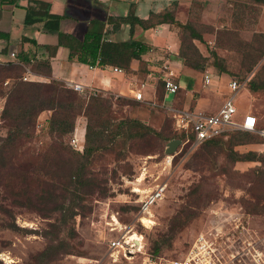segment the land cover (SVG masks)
Segmentation results:
<instances>
[{
	"label": "rangeland",
	"instance_id": "rangeland-1",
	"mask_svg": "<svg viewBox=\"0 0 264 264\" xmlns=\"http://www.w3.org/2000/svg\"><path fill=\"white\" fill-rule=\"evenodd\" d=\"M184 4L174 0L162 8L154 0L155 10L147 16L150 22L159 19L151 13L168 10L182 25L163 22L144 30L158 32L168 26L178 54L186 55L184 60L203 64L204 69L212 65L224 78H237L242 84L236 95L240 106L263 121L260 1L186 0ZM135 32L136 37H144L140 27ZM169 48L161 52L170 54ZM13 72L16 77L0 82V146L12 126L3 117L8 93L18 81H41L25 69ZM59 82L76 92L84 108L89 96L102 98V112L86 110L85 115L82 109L73 130L60 135L51 131L50 122L53 114L63 111L44 109L21 137L3 147L7 160L0 159V264H141L146 253L165 262L185 256L196 236L213 224L224 230L221 238L226 243L229 237L242 238L231 235L238 223L251 237L264 233V138L234 130L222 139L223 144L201 143L168 162L166 144L178 134L160 104L162 82L156 87V105L133 96L79 91ZM53 95L62 96L49 93ZM88 119L89 132L97 136H91L85 151ZM230 148L241 155L254 152L261 160H234ZM160 184L162 196L149 213L142 212L141 201ZM132 233L142 236L140 250L132 246ZM116 239L127 240L128 245L113 246Z\"/></svg>",
	"mask_w": 264,
	"mask_h": 264
},
{
	"label": "crops",
	"instance_id": "crops-1",
	"mask_svg": "<svg viewBox=\"0 0 264 264\" xmlns=\"http://www.w3.org/2000/svg\"><path fill=\"white\" fill-rule=\"evenodd\" d=\"M37 1L46 3L49 13L62 16L59 31L71 34L79 40L83 39L92 19L105 21L104 31L107 39L127 40L129 24L118 22L116 19L125 17L130 10L136 16L146 19L148 14L155 10L154 0H0V59L17 63L20 62L18 55L26 54L31 58V62L24 64L25 73L33 79L41 81L56 79L67 85L80 84L83 91L111 92L129 97H134L140 82H144L143 101L156 102L155 93L159 83L157 76L172 73L180 88L170 100L166 96V100L175 107L201 109L213 113L226 97L228 79L214 72L212 65H208L204 71L187 65L178 54L177 43L168 26H161L162 29L158 32L140 28L144 37H136L137 32L134 37L142 40L150 48L141 59H131L127 69L121 67L122 72L114 71L112 67L116 65L112 64L90 66L69 60L68 48L58 43L57 31L45 29L41 22L32 24L24 22L26 9L35 6ZM159 1L163 8L168 7L174 0ZM179 1L181 5H185L186 0ZM108 18H113L114 21L107 22ZM260 34L264 35V3H260ZM168 45L172 48H169L171 53L166 55L161 51ZM11 53H14V56H11ZM152 57L155 61L151 60ZM39 60L48 62L50 66L48 74L34 69ZM141 60L145 61L144 70L140 69ZM205 72L211 74V83L206 89L203 86ZM237 95L239 96V92ZM162 96L165 97L164 91ZM180 98L182 103L178 104L176 99ZM235 102L238 117H241L247 109L240 106L239 98L235 97Z\"/></svg>",
	"mask_w": 264,
	"mask_h": 264
},
{
	"label": "trees",
	"instance_id": "trees-1",
	"mask_svg": "<svg viewBox=\"0 0 264 264\" xmlns=\"http://www.w3.org/2000/svg\"><path fill=\"white\" fill-rule=\"evenodd\" d=\"M257 1L264 3V0ZM35 3V6H29L26 9L24 22L26 24L41 22L45 29L57 31L58 43L68 48V59L86 63L90 66H104L106 64H112L127 69L131 59H141V56L149 50L150 46L142 40L134 37V34L136 33V26L144 30L153 27L157 23L163 22H173L177 25H182L168 10L159 14L151 13V16L159 17V19L154 22L149 21L150 17L146 19L140 18L136 16L132 10H130L125 17H118L116 19L118 22L129 24V38L127 40L116 41L107 39L104 31L105 21L99 19H92L89 22L83 39L79 40L71 34L59 31V21L62 17L61 15L49 13L46 9L47 4L42 1H37ZM112 20L114 21L113 18H108L107 22H111ZM185 56V54H180V57H182L183 60L185 59ZM18 59L20 62L17 63H0V82H2L6 77H16V73L13 72L14 69L24 72V64H29L31 62V58L23 53L18 55ZM184 61L187 65H190L198 70L204 69L203 64L191 62L189 58ZM34 69L42 70L46 74L50 72L48 62L40 60L36 62ZM54 91L60 92L62 96L60 95L61 97L59 98H56L55 95L49 96V93H55ZM44 94H47L48 96H44ZM8 95L9 98L5 104V108L3 109V117L7 118L12 126L6 138L3 139V144L0 146L1 162L3 159L7 160L5 155L2 153V151L5 150L3 147L13 143L19 136L21 137L25 128L32 124L35 116L44 109H61L64 113L68 111L72 112L71 116H68V114L65 115L63 112L52 115L50 122L51 131L59 133L60 135L73 130L75 117L82 109V112L85 115H87V112H92L94 114H101L102 112V98H99L98 96H89L86 102V108H84L83 104L78 102V95L76 92L72 91L68 87H65L59 82V80L56 79H50L47 82L18 81L10 90ZM9 109L10 111L12 110L13 113H9ZM89 131L90 126L88 119L85 132V151H87L88 146L90 145L91 136H97L95 133L92 135L90 133L91 131ZM236 133L244 135L249 132L239 131ZM230 137L234 139L235 135L232 134ZM170 138L171 137H167V140ZM223 138L225 137L217 136L208 139L203 143L207 144L218 141L223 144ZM230 153H232V158L234 160H261L254 152L241 155L237 152H232V148H230Z\"/></svg>",
	"mask_w": 264,
	"mask_h": 264
},
{
	"label": "built area",
	"instance_id": "built-area-1",
	"mask_svg": "<svg viewBox=\"0 0 264 264\" xmlns=\"http://www.w3.org/2000/svg\"><path fill=\"white\" fill-rule=\"evenodd\" d=\"M14 56V53H11ZM1 60L0 63H5ZM165 69V66H163ZM112 69L122 72L121 67L113 66ZM173 74H162L157 79L162 82L165 97L161 106L167 111L172 119L173 130L178 134L180 144L177 146L173 154H167L166 160L171 162L175 155H186L204 141L217 137H226L230 131L239 130L255 133L264 138V120L259 118L250 110L245 111L241 117H238V109L235 97L242 87L240 81L235 77L228 78L227 95L221 106L213 113H207L201 109L194 108H178L166 100V96H174L179 90V84L174 80ZM26 79V77H25ZM211 83V74L205 72L203 75V86L208 88ZM144 82H140L139 87L134 93L136 100H143ZM75 90L83 91L80 84H72ZM152 105L158 104L155 101L150 102ZM164 186L158 185L151 190L141 201V211L148 212L150 206L158 200L163 193ZM232 237L238 233L239 238H221L225 233L220 229V225H212L208 231L200 232L185 256L179 258L165 259L153 254H145L141 264H264V233L259 237H251L246 232L244 226L240 223L236 225ZM237 229V230H236ZM133 242V241H132ZM235 242V245L233 244ZM113 246L124 248L128 245L127 240L120 241L118 239L111 242ZM136 249L140 250L141 243H132Z\"/></svg>",
	"mask_w": 264,
	"mask_h": 264
},
{
	"label": "water",
	"instance_id": "water-1",
	"mask_svg": "<svg viewBox=\"0 0 264 264\" xmlns=\"http://www.w3.org/2000/svg\"><path fill=\"white\" fill-rule=\"evenodd\" d=\"M179 144H180L179 138L170 139L166 144V148H165L166 154H173Z\"/></svg>",
	"mask_w": 264,
	"mask_h": 264
},
{
	"label": "bare ground",
	"instance_id": "bare-ground-1",
	"mask_svg": "<svg viewBox=\"0 0 264 264\" xmlns=\"http://www.w3.org/2000/svg\"><path fill=\"white\" fill-rule=\"evenodd\" d=\"M148 213H149V211H148ZM144 219V218H143ZM144 220H146V219H144ZM135 232V231H134ZM139 236H141V235H139ZM132 240H134L136 243H140V240H142V236H141V238H139V237H137V236H135L134 235V233H132L130 236H129Z\"/></svg>",
	"mask_w": 264,
	"mask_h": 264
}]
</instances>
